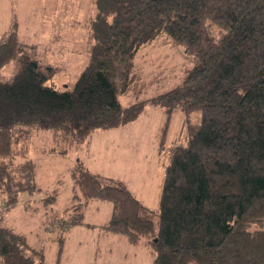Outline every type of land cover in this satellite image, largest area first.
Instances as JSON below:
<instances>
[{"label": "trees", "instance_id": "16d2710c", "mask_svg": "<svg viewBox=\"0 0 264 264\" xmlns=\"http://www.w3.org/2000/svg\"><path fill=\"white\" fill-rule=\"evenodd\" d=\"M95 3L87 24L91 53L72 88L50 81L55 67L32 57L17 21L0 39V69L18 61L11 78H0V205L12 207L21 191L41 190L29 155L34 128L54 130L66 154L71 146H88L98 128L137 119L152 102L167 116L159 141L168 161L158 208L78 159L71 176L83 196L74 195L78 202L59 225L83 224L85 202L104 199L112 212L101 226L131 243L144 241L152 264H264V0ZM162 35L183 46L194 63L171 89L124 106L120 96L138 78L137 53ZM179 110L185 115L181 134L166 145ZM58 195L56 188L47 203ZM30 250L26 235L1 213L0 264H36ZM61 254L62 247L53 263L41 254L40 264H60Z\"/></svg>", "mask_w": 264, "mask_h": 264}, {"label": "rangeland", "instance_id": "374dc122", "mask_svg": "<svg viewBox=\"0 0 264 264\" xmlns=\"http://www.w3.org/2000/svg\"><path fill=\"white\" fill-rule=\"evenodd\" d=\"M96 12L95 0H0V39L17 21L21 42L32 57L55 67L50 81L61 89L72 88L89 60L93 40L87 24ZM194 61L183 46L170 42L165 35L157 37L137 53L138 78L133 89L120 96L121 103L127 106L171 89ZM17 67L18 61H10L0 69V78H11ZM184 116L182 110L174 113L166 145L179 138ZM166 118L164 107L147 102L138 118L125 127L93 131L89 137L91 155L86 144L71 146L63 154L65 144L54 130H32L29 155L37 162L36 181L41 190L21 191L14 206L0 205V214L6 224L26 235L36 264L41 263V254L44 261L55 262L60 247V264H152L154 256L144 241L131 243L124 234L101 226L111 215L108 200L88 199L83 224L64 228L59 220L67 218L69 207L78 202L74 195L83 196L71 169L87 155L85 161L95 173L122 180L144 204L157 209L164 163L168 161L167 153L159 152ZM56 188L57 200L47 203L46 196Z\"/></svg>", "mask_w": 264, "mask_h": 264}, {"label": "crops", "instance_id": "0c3cea01", "mask_svg": "<svg viewBox=\"0 0 264 264\" xmlns=\"http://www.w3.org/2000/svg\"><path fill=\"white\" fill-rule=\"evenodd\" d=\"M127 125V124H126ZM123 127H125V125H123V126H119V127H115V128H123ZM110 129V128H109ZM90 141H89V143H88V146H86V147H88V151H89V155H91V151H92V148H93V146H92V148H90ZM89 155H87V156H89ZM87 156H85L82 160H83V162H84V164H85V166L89 169V170H91L92 172H95L93 169H92V167H90V165H88L87 163H86V161H85V159H86V157ZM165 164V163H164ZM107 177H110V176H107ZM134 193V192H133ZM135 194V193H134ZM160 194V193H159ZM136 196H137V194H135ZM142 202H143V200L139 197V196H137ZM144 203V202H143ZM146 205V204H145ZM149 207V206H148ZM151 208V207H150ZM112 212V211H111ZM110 218V217H109ZM108 221V220H107ZM107 221H105V222H107ZM104 222V223H105ZM103 223V224H104ZM105 229V228H104ZM105 230H107V229H105ZM108 231V230H107ZM109 232H111V231H109ZM105 234H109L108 232H104ZM143 242V241H142ZM153 254V253H152Z\"/></svg>", "mask_w": 264, "mask_h": 264}]
</instances>
